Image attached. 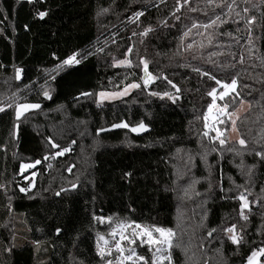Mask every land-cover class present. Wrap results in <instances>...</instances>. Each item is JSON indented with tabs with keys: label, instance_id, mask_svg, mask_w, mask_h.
Masks as SVG:
<instances>
[{
	"label": "trees",
	"instance_id": "1",
	"mask_svg": "<svg viewBox=\"0 0 264 264\" xmlns=\"http://www.w3.org/2000/svg\"><path fill=\"white\" fill-rule=\"evenodd\" d=\"M255 3L258 0H237L236 8L243 15L247 6L257 17L250 46L246 25L233 22L235 13L222 16L226 24L192 29L181 40L194 21L207 23L227 11L205 9L204 0H189V5H199L195 12L183 0L179 5L177 0H0V100L11 103L12 93L20 89L18 102L41 105L19 121L13 108L0 112V264H98L93 214L172 228L174 242L181 245L171 250L173 264H243L253 248L264 246V162L254 154L264 148V6L258 11L252 8ZM103 8L109 11L101 12ZM38 10L49 12L41 20L35 15ZM137 11L144 15L129 20ZM149 25L153 31L139 35ZM208 32L213 35L211 44ZM190 43L194 46L187 49ZM74 50H85L87 58L50 81L52 98H44L37 88L45 83V70ZM126 53L132 67L114 66L113 58L124 59ZM140 57L154 75L172 80L181 98L173 104L150 96L152 90L174 91L159 79L148 89L98 104L99 91L119 90L132 82V74L141 82ZM209 61L236 66L221 69ZM193 67L229 83L237 76L236 92L230 94L234 99L218 101L227 102L229 112L241 100L248 103L236 119L238 138L245 146L228 140L221 147L200 136L203 114L212 100L207 92L218 86ZM14 68L23 69L21 80L14 79ZM82 92L92 95L80 96ZM121 120L130 126L143 120L148 130L135 134L128 128H111ZM101 128L105 131L98 133ZM48 137L61 148L71 145L70 151L53 157ZM204 151L208 155L202 161L199 153ZM241 159L243 169L238 167ZM21 163L34 167L21 171ZM253 164L254 174L246 184L247 167ZM71 183L77 188L70 189ZM235 185L251 190L246 222L239 217V201L232 198L240 191ZM22 187L29 190L21 193ZM61 188L69 191L56 196ZM232 223L237 232L243 229L239 245L222 231ZM212 229L216 231L208 236ZM35 241L41 244L37 251ZM9 247L12 251L5 252Z\"/></svg>",
	"mask_w": 264,
	"mask_h": 264
},
{
	"label": "snow or ice",
	"instance_id": "2",
	"mask_svg": "<svg viewBox=\"0 0 264 264\" xmlns=\"http://www.w3.org/2000/svg\"><path fill=\"white\" fill-rule=\"evenodd\" d=\"M20 0H17V3H19ZM29 3H34V0H28ZM245 4L251 3V0H244ZM177 4H180V0H177ZM184 5H189V0H183ZM264 6V0H258V3L252 4V8L257 9L258 11L261 9V7ZM199 5L196 7H193L189 5V11L195 12L198 10ZM227 8L226 12H222L220 15H214V17L209 18L207 23H200L194 21L191 24V28L184 31L181 40H183L185 37L189 36L192 29H198L203 28L205 30L218 28L220 25L226 24L228 21L226 19H223V17H229L231 18L233 13H235V18L233 20L234 23H241L243 22L244 25H246L247 31H248V44L252 46V25L256 21L257 17L254 15H250L251 9L247 6H245L242 9L243 15L240 11H236L237 0H204V8L208 9L211 8L213 12H215L216 8ZM179 11V8L176 9ZM101 12H107L109 9L103 8L100 10ZM49 10H42L37 11L35 13L36 17L43 20L48 15ZM144 13L141 11L134 12L131 17H129V20H132L133 22L138 21L141 16H143ZM205 15H207V11H205ZM264 15V13H262ZM176 19H179V16L175 17ZM161 23H165L164 21H161ZM27 27V26H26ZM153 31L151 25L145 27L139 35L146 36L149 32ZM237 31H239V27L237 28ZM133 35H137L136 32H133ZM227 35H231V33H227ZM213 41V35L211 32H208V43L211 44ZM113 43L115 41L113 40ZM194 44H188L187 49H192ZM203 47V44L200 45ZM98 51H103L102 48L98 49ZM133 51V46H129L127 49V53H131ZM249 51H251V47L249 48ZM127 53L125 54L124 59H114V66H125L128 68H131L133 65V62L131 59L128 58ZM91 52H88V55H91ZM53 56L55 54L53 53ZM87 56L85 55V50H74L70 54H68L65 58L60 59L57 58V63L53 66L52 69L45 70V83L43 85H40L39 88H37V92L39 94H42L43 97L47 99H51V86L50 81H55L57 76L60 75L61 72L73 68L74 66L80 65L84 59H86ZM193 59H196V56H193ZM210 63H213L215 67L221 68V69H227V68H235V64H218L215 61H209ZM240 63H243V55H241ZM139 63L143 65V76L139 77V81L137 82V79L135 78V74L133 75V80L130 83H127L124 87L120 88L117 91H100L96 94L97 96V103H102L105 100H115L119 99L123 96H127L131 90L134 89H148L150 85H154L155 81L159 79H163L167 82L168 85L171 86V88L174 91H156L152 90L149 91L150 96L159 97L161 100L167 99L170 100L173 104H175L180 98L181 90L180 88L166 75L158 76L154 75L152 72L149 71L148 62L143 58L140 57ZM184 66V65H182ZM192 71L197 72L205 77L208 78L210 81H214L217 86L220 87V91L217 94V87H211V90L207 92V96L212 97L211 103L207 104V111L203 114V131L200 133V136L202 138H207L209 140V143L218 141L219 145L221 147L225 146L228 143L227 133L228 128L226 126V120L231 122V131L236 132V119L238 118L237 113L235 112H229V104L227 102L223 103L222 105L217 104V99L220 101H225V98L228 97L230 99H234V97H231V93L236 92L237 87V76H233L231 78L230 83L225 82L221 79H218L215 74H213L210 71H202L199 67H193ZM23 72V69L21 68H14V79L21 80V73ZM127 79V77H125ZM29 86H25L27 89ZM20 89H17V92H19ZM17 92L12 93L11 103H8L4 100H0V112L5 110V107L7 108H13L15 112V119L19 121V119L29 110L32 109H39L41 105L39 103H29V102H18L17 98ZM239 95L238 93H236ZM89 95H92L88 92H82L80 93V96L87 97ZM24 100H27L26 97L23 98ZM241 105H243L244 101H240ZM215 110V111H214ZM197 119H200V117H197ZM211 121V122H210ZM217 125H225V127L221 128ZM16 127V125H14ZM130 124L128 122H125L121 120L119 123H113L111 124V128H129ZM148 130V125L145 124L143 120H140L137 122L134 126H131L132 132H144ZM105 131V129L101 128L98 129V133ZM210 132H215V135H210ZM48 145L50 147V150H52L53 157L63 155L65 152L70 151L71 145L67 147L61 148L60 145L54 143L51 139V137L46 138ZM75 143V141H73ZM198 143H201V141H198ZM237 143L241 145L242 147L246 145V141L244 139L238 138ZM201 147H203V144L201 143ZM215 151V147L212 149ZM229 151L235 152L237 156H243V153L240 151H236L235 149H228ZM180 151L179 149L177 150ZM255 156L260 157L261 162H264V148L260 151H255ZM200 159L206 160L208 152L204 151L202 153H199ZM48 157H45L47 159ZM192 161L191 154L188 155V162L190 163ZM35 163L39 164L40 161L37 160ZM32 164H25L21 163L20 168L23 171L26 168H31ZM51 167V165H49ZM241 169H243V159H241V164L238 165ZM256 165H250L247 167V172L245 175L247 176L246 184L250 183L251 177L253 176ZM209 168H211V165H209ZM71 171V169H69ZM126 177L130 176L131 173H125ZM195 183V181H193ZM234 183V182H233ZM0 187H3L0 185ZM31 185H29V188ZM192 185L190 184L187 188L184 189L185 194L187 195L189 188H191ZM29 188H20L21 193H26ZM77 183H71L70 189H76ZM236 189H239V193L236 196H233V199H237L239 201V217L243 221H248L249 216L245 214V210L247 209L249 213L251 212V209L249 207V195H251V190L249 187H246L245 185H235ZM69 189L61 188L60 191L56 192V196H60L61 192H67ZM261 192L264 193V188H261ZM197 195H199L197 193ZM261 197H258L257 200L252 201L251 203H256ZM9 211H11V208L9 207ZM93 219L104 223L105 221L112 222L110 223V231L107 234L99 233L96 234V244H95V251L96 255L100 258L102 261V264H173V258H172V249L174 247H181V245L174 242V238L176 236V233L172 228H165L162 226H157L155 224L152 225H142L140 223H137L135 221L127 220L126 218H119V217H113L108 216L104 217L103 215L97 216L93 214ZM130 230V231H129ZM216 231V229H212L208 232L209 236H212V234ZM225 236L236 245H239L243 242V235L241 234L243 229L240 230V232H237V224L232 223L231 225L224 227L222 229ZM62 232L61 227L55 228V233L59 235ZM107 236V238H106ZM118 237V239H117ZM15 239V235L13 234V240ZM123 242V243H122ZM139 242V245L147 244L148 250L151 252V259L148 260L145 258L144 255H140L137 252V246ZM37 247H39L40 241L34 242ZM15 245H13L14 247ZM154 249V250H153ZM5 252H11L12 248H5ZM182 251H186V249L182 248ZM218 254L221 256L223 255L221 249H217ZM264 256V247L260 248H253L251 253L247 256L246 264H264V262L261 261L260 257ZM81 264H84L83 261H81Z\"/></svg>",
	"mask_w": 264,
	"mask_h": 264
},
{
	"label": "rangeland",
	"instance_id": "3",
	"mask_svg": "<svg viewBox=\"0 0 264 264\" xmlns=\"http://www.w3.org/2000/svg\"><path fill=\"white\" fill-rule=\"evenodd\" d=\"M124 87V86H123ZM221 89H220V87L218 86V88H217V94L219 93V91H220ZM102 91H117V90H102ZM132 91V90H131ZM130 91V92H131ZM100 92V91H99ZM98 92V93H99ZM129 92V93H130ZM116 100V99H115ZM219 99H217V104L218 105H221L220 103H219V101H218ZM96 101H97V96H96ZM105 101H112V100H105ZM105 101H103V102H105ZM102 102V103H103ZM98 104H101V103H98ZM248 108V103L246 102V101H244V103H243V105H241V103H239V105L233 110V111H231V112H235V113H237V115L239 116L240 114H242L246 109ZM215 111V110H214ZM226 121H227V118L225 117L224 118ZM211 122V121H210ZM228 122V124H229V127H228V133H227V138H228V140H237L238 139V132L236 131V132H232L231 131V122L230 121H227ZM134 126V125H133ZM218 127H220V125H217ZM130 131H131V126L128 128ZM132 132V131H131ZM133 133H135V134H137V132H133ZM139 133H141V132H139ZM212 133V135H215V132H211ZM33 166L31 167V168H26V169H24L23 171H27V170H30V169H32L33 167H34V164H32ZM22 171V170H21ZM34 175V173L32 172V173H30V174H28L27 175V177L28 176H33ZM26 177V178H27ZM22 218L21 217H19V218H17V223H18V225H21L22 224ZM110 223H112V222H109V221H105L104 223H100V222H98V221H96L95 220V241H96V234H97V232H99V233H103V234H107L109 231H110V227H109V225H110ZM130 231V230H129ZM106 238H107V236H106ZM117 239H118V237H117ZM123 243V242H122ZM40 245L41 244H39V247H35L36 248V251L37 250H39L40 249ZM138 245H139V242H138ZM154 250V249H153ZM137 252H138V254H140V255H144L145 256V258L146 259H148V260H150L151 259V252L148 250V245L147 244H143V245H139V246H137ZM39 259H41L42 261H44L46 258L44 257L43 259L42 258H39ZM98 264H102V261L100 260V258H99V261H98Z\"/></svg>",
	"mask_w": 264,
	"mask_h": 264
},
{
	"label": "built area",
	"instance_id": "4",
	"mask_svg": "<svg viewBox=\"0 0 264 264\" xmlns=\"http://www.w3.org/2000/svg\"><path fill=\"white\" fill-rule=\"evenodd\" d=\"M264 247V246H263ZM261 261L264 262V256L260 257ZM243 264H246V260L244 261Z\"/></svg>",
	"mask_w": 264,
	"mask_h": 264
},
{
	"label": "water",
	"instance_id": "5",
	"mask_svg": "<svg viewBox=\"0 0 264 264\" xmlns=\"http://www.w3.org/2000/svg\"><path fill=\"white\" fill-rule=\"evenodd\" d=\"M143 76V65H142V69H141V77ZM45 98V97H44ZM47 99V98H46ZM209 236V235H208Z\"/></svg>",
	"mask_w": 264,
	"mask_h": 264
}]
</instances>
